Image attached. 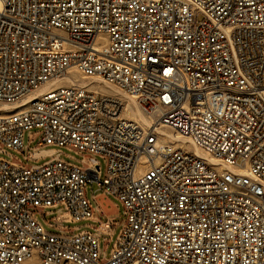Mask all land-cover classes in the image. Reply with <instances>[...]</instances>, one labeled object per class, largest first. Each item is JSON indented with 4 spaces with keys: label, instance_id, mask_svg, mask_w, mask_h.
Wrapping results in <instances>:
<instances>
[{
    "label": "built area",
    "instance_id": "built-area-1",
    "mask_svg": "<svg viewBox=\"0 0 264 264\" xmlns=\"http://www.w3.org/2000/svg\"><path fill=\"white\" fill-rule=\"evenodd\" d=\"M70 69L150 124L92 88L44 89ZM0 106V155L31 131L37 151L81 158L0 157V264H264V0H0ZM89 188L124 212L108 258L112 225L95 221ZM57 208L47 224L94 232L46 231L37 216Z\"/></svg>",
    "mask_w": 264,
    "mask_h": 264
},
{
    "label": "rangeland",
    "instance_id": "rangeland-1",
    "mask_svg": "<svg viewBox=\"0 0 264 264\" xmlns=\"http://www.w3.org/2000/svg\"><path fill=\"white\" fill-rule=\"evenodd\" d=\"M70 77H72V79H75L74 81H77L80 84L83 81H86V78L83 77L81 74H79V73L75 74L72 71L70 72ZM91 80H93V78H87V81H91ZM60 81H61V83H60L61 85H67L64 78H62ZM88 88H92V89L98 90V92H102L105 94H109L113 97H116V98L120 99L121 101H123L124 104H130L131 108L134 111L141 114V112H140L138 106L136 105V103L134 102V100H132L131 98H128L127 96L121 95L119 93L115 94L114 93L115 91H113L112 89L107 90L103 86H99L96 79ZM10 110H8V111H10ZM0 112H3V111L0 110ZM132 120L137 121L135 118H132ZM31 133H32L31 131H25L23 134L24 149H23L22 153H15V152L9 151L8 153L11 155V158L9 156H6V155H0V157H4L6 159L16 158L17 160H19L23 163H26L25 154L28 152H31V151H37L38 150V149H36V145H37L39 140H36L32 143L29 142V138H30ZM180 145L185 150L192 152V147L190 145H188V144H186V145L180 144ZM43 149H46V150L56 149L58 152L61 153L62 158L65 161L70 162V163L77 165V166H79L81 163L80 162L81 158L78 155H76L73 151H70L66 148L45 147ZM94 159L99 163L100 171L103 174L104 170H105V164H106L105 160L101 157H94ZM44 162L45 161H42V162H39V164H38V163H35L34 161H30L28 163H29V165H41ZM93 190L95 191L96 188L93 187ZM92 196L93 195H92L91 189L90 188L87 189V198L90 200V202L92 203V205L94 207H97V204H96L95 200H93ZM108 199L116 206L117 213L114 214L113 216L109 217V218H103V220H108L111 223L112 230H113V234H112V237L110 239L108 237L100 235V249H101V252L103 253V256L105 258H108L111 251L113 250V248L116 244V241H117V235H118V233L121 229V225L124 221V212H123V209L120 206V204L113 197H109ZM102 211L105 214H112V212H113L112 210L107 211L105 209H103ZM63 213H64V211L61 208H57V209H53V210H46L41 215H38L37 218H38V221L41 223V225L44 227V229L46 231L51 232V233H59V230L56 229L57 224H55L53 221L50 222L49 224H47V222L58 217V216H60V215H62ZM61 225L66 226V227H75V228H78L79 230H86L89 232H94L93 229L89 228L88 225H91L89 222L88 223L82 222V223H76V224L62 222ZM105 239L108 240V244L106 246L104 244ZM25 264H39V262H37L36 260H31V261L26 262Z\"/></svg>",
    "mask_w": 264,
    "mask_h": 264
},
{
    "label": "bare ground",
    "instance_id": "bare-ground-1",
    "mask_svg": "<svg viewBox=\"0 0 264 264\" xmlns=\"http://www.w3.org/2000/svg\"><path fill=\"white\" fill-rule=\"evenodd\" d=\"M74 72L75 74H78L75 70L73 69H70L68 71V75L65 76L64 80L66 81L67 85L73 83V84H78V85H81L83 87H89L94 81H95V78H93V80L91 81H87V78H86V81H83L81 84L78 83L77 81H74L75 79H72V77H70V72ZM84 80V79H83ZM97 80V79H96ZM98 82V80H97ZM61 81L58 80V81H55V82H51L49 84H47V86L44 88V89H48L52 86H56V85H61L60 84ZM69 83V84H68ZM104 87V86H103ZM105 89L107 90H110L112 89V87H108V86H105L104 87ZM113 91H115L114 89H112ZM102 93V92H101ZM115 94L116 93H119L121 95H124L118 91H115L114 92ZM105 94V93H103ZM105 95H108V96H111L109 94H105ZM125 96V95H124ZM139 108V107H138ZM12 109V107H7V106H0V110L3 111V112H7L8 110ZM140 110V109H139ZM141 112V111H140ZM124 115L126 118H135L137 121H135L136 123L140 124V125H144V126H148L150 124V121L144 116V114L141 112L138 113L136 111H134L132 108H131V105L130 104H125V112H124ZM158 132L160 134V136H162L164 139H167L169 138L171 141H173L176 145H178L179 147L183 148L180 144H183V145H190L192 147V153L193 155H195L196 157L204 160L206 163L210 164V165H215V161L213 159H211L210 157H208L206 154H204L202 151H200L199 149L195 148L191 141L187 138H183V137H180L176 134H174L173 132L167 130V129H158ZM184 149V148H183ZM187 151V150H186ZM189 152V151H188ZM113 212H115L116 210H112ZM112 212V213H113Z\"/></svg>",
    "mask_w": 264,
    "mask_h": 264
},
{
    "label": "crops",
    "instance_id": "crops-1",
    "mask_svg": "<svg viewBox=\"0 0 264 264\" xmlns=\"http://www.w3.org/2000/svg\"><path fill=\"white\" fill-rule=\"evenodd\" d=\"M54 150L56 149H50V150H46V149H42L39 151H35L34 152V158L35 160H33L35 163L42 162V161H48V156L50 154H52L54 152ZM21 162V161H20ZM109 197H106L104 195H98L97 197V207L95 208V221L98 222H103V221H108V220H103V218H109L111 216H113L114 214L117 213V208L116 206L108 199ZM105 209L107 211H111V210H116L114 213L112 214H105L102 210ZM69 223V222H68ZM91 225H88L90 229H93L94 227L97 226V223L95 222H89ZM61 223L57 224L56 229H62V230H68V231H82L79 230L78 228L75 227H66L61 225Z\"/></svg>",
    "mask_w": 264,
    "mask_h": 264
}]
</instances>
